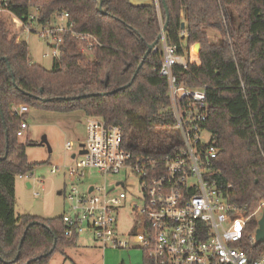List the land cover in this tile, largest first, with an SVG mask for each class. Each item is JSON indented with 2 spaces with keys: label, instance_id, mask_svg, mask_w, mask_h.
<instances>
[{
  "label": "trees",
  "instance_id": "1",
  "mask_svg": "<svg viewBox=\"0 0 264 264\" xmlns=\"http://www.w3.org/2000/svg\"><path fill=\"white\" fill-rule=\"evenodd\" d=\"M4 1L20 19L36 11L43 26L66 14L76 32L91 34L98 44L87 53L86 45L62 34L60 56L47 70L31 63L28 44L0 20V264H49L80 239L66 236L63 216H16V179L35 167L27 156L32 142L18 136L27 117L17 114L19 106L82 111L120 126L136 157L160 161L178 145L167 82L158 73L162 42L143 62L166 22L165 43L179 55L189 59V47L201 46L200 65L189 60L188 70L177 67L175 74L190 88L208 87L206 128L218 150L217 186L247 215L257 211L264 202V0H166L169 19L162 0L161 19L156 6L134 7L129 0L105 1L106 14L97 10V0ZM206 28L221 33L223 44L213 42ZM257 229L253 217L249 232ZM256 248L264 256V243ZM145 264L153 263L145 258Z\"/></svg>",
  "mask_w": 264,
  "mask_h": 264
},
{
  "label": "built area",
  "instance_id": "2",
  "mask_svg": "<svg viewBox=\"0 0 264 264\" xmlns=\"http://www.w3.org/2000/svg\"><path fill=\"white\" fill-rule=\"evenodd\" d=\"M6 6L0 0V14L11 17L9 24L14 31L23 28L27 33L33 23H38L36 16L30 14L27 19H20ZM59 18L65 19V23L45 28L42 33L55 43L53 48L60 52L64 33L86 45L83 51L87 53L98 44L91 34L76 32L74 25L68 23V15ZM162 44L163 60L158 73L167 82L169 112L180 142L160 161L136 157L125 146L120 126L88 117L87 137L80 146V152L84 150L85 154H74L76 163L69 169V176L83 183L87 172L105 178L126 172L138 182L128 184L124 179L115 187L107 183L88 185L85 191L73 184L65 194L69 203V211L63 215L66 236L89 235L103 250L132 249L119 232V219L130 211L128 202L138 198L142 206L131 208L133 225L125 234L135 239L145 258L153 264H264V256L256 253V231L249 232L251 219H261L264 202L254 214L247 215L244 208L218 188L214 179L218 175V150L206 128L208 87L193 89L180 82L175 68L188 70L189 59L179 55L177 47L166 45L165 36ZM54 56L57 58L60 53ZM28 113L27 106L17 109L20 117ZM28 129L24 121L18 136L24 137ZM71 147L68 143L67 149ZM19 178L29 180L30 176ZM127 187L138 190V196L127 192Z\"/></svg>",
  "mask_w": 264,
  "mask_h": 264
},
{
  "label": "rangeland",
  "instance_id": "3",
  "mask_svg": "<svg viewBox=\"0 0 264 264\" xmlns=\"http://www.w3.org/2000/svg\"><path fill=\"white\" fill-rule=\"evenodd\" d=\"M159 1V0H158ZM31 14L37 17V12L32 10ZM160 15V14H159ZM0 20L11 22L8 18L0 14ZM65 19L55 17L46 27L39 23H33L30 30L25 33L23 28L19 32L15 31L18 40L28 44L31 63L38 64L47 70H52L54 65V54L59 55V49L53 48L55 43L42 36L45 28L56 27L64 24ZM211 40L215 43H222L223 35L209 28L205 29ZM223 44V43H222ZM195 45L189 47L190 63L200 65V52L195 50ZM89 53V52H88ZM29 129L24 137L20 138L22 143H31L27 147V156L31 164L35 167L28 173L29 180L23 178L16 179V216L32 215L45 219H52L63 216L69 211V203L65 198L67 190L78 184L81 190L88 185L108 184L115 187L120 180H127L129 183H137L134 176H127L126 172L120 175H110L104 177L96 172H87V177L83 183L69 176V169L75 165L76 160L72 157L80 152V146L87 137V119L82 112L58 113L43 110H29L27 117ZM44 138L46 142H44ZM72 145L71 150L67 149V144ZM31 185L28 188L27 184ZM127 192H133L138 196V190L126 188ZM61 193V194H60ZM130 211L122 214L119 219V232L123 239L131 243L130 250H114L103 248L89 235H82L79 244L68 248L66 257L60 252H56L50 258L49 264H145V256L135 239L130 238L125 233L133 225L131 208L137 205L142 206V201L138 198L128 202Z\"/></svg>",
  "mask_w": 264,
  "mask_h": 264
},
{
  "label": "water",
  "instance_id": "4",
  "mask_svg": "<svg viewBox=\"0 0 264 264\" xmlns=\"http://www.w3.org/2000/svg\"><path fill=\"white\" fill-rule=\"evenodd\" d=\"M97 1H98V8H97V10L101 14H106V10L103 8V4L107 0H97ZM129 2L134 7H154V6L157 7V4H156V1L155 0H129ZM162 4L164 6V10H165V13L167 15V19H169V9H168L166 0H162ZM23 19H25V18H23ZM167 26H168V22H166V24L162 28V32L159 35L157 41L154 44H152L151 46H149L148 52H147V54H146L143 62L146 60V58L148 57V55L157 47V45L159 44V42H162L163 41ZM184 26H185V24H183V28H184ZM53 47H55V46H53ZM194 48L198 52H200V50H201L200 44H196ZM142 66H143V63L140 65V67L136 71L135 76L138 74V72H139V70H140V68ZM131 84L132 83H130L127 86L122 87L120 90L126 89L127 87L131 86ZM112 93H114V92H112ZM44 142H46V139L45 138H44ZM80 154H85V151L82 150L80 152ZM72 157L75 158L76 156L73 155ZM27 186H28V188H31V185L29 183L27 184ZM256 241H257L258 244H263L264 243V210H263V215H262L261 219L258 221V229L256 230Z\"/></svg>",
  "mask_w": 264,
  "mask_h": 264
},
{
  "label": "crops",
  "instance_id": "5",
  "mask_svg": "<svg viewBox=\"0 0 264 264\" xmlns=\"http://www.w3.org/2000/svg\"><path fill=\"white\" fill-rule=\"evenodd\" d=\"M155 1H156V4H157L158 0H155ZM158 14H160L159 17H160V19H161L162 14H161V9H160V8H158ZM209 37L211 38L210 34H209ZM60 194H61V193H60ZM78 244H79V242H78ZM65 257H66V254H65Z\"/></svg>",
  "mask_w": 264,
  "mask_h": 264
}]
</instances>
